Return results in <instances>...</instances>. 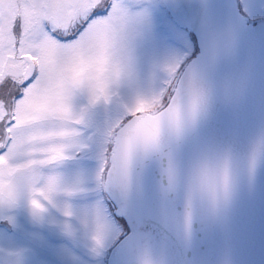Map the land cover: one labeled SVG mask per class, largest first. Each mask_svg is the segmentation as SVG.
<instances>
[{
  "label": "snow or ice",
  "instance_id": "6c2138e0",
  "mask_svg": "<svg viewBox=\"0 0 264 264\" xmlns=\"http://www.w3.org/2000/svg\"><path fill=\"white\" fill-rule=\"evenodd\" d=\"M161 6L180 12L176 0H0V234L51 247L25 224L43 227L55 211L63 219L53 217L52 230L68 241L56 250L64 264H85L81 232L89 264H103L127 229L119 217L142 223L134 162L158 157L165 198L177 192L185 132L239 86L218 76L227 37L205 35L202 55L189 63L158 34L153 11ZM69 162L78 165L71 177ZM261 162L264 132L247 160L250 181ZM235 190L230 150L200 157L184 193L186 233L197 205L221 217ZM74 198L85 201L79 209ZM28 251L0 247L3 264H27Z\"/></svg>",
  "mask_w": 264,
  "mask_h": 264
},
{
  "label": "water",
  "instance_id": "95a60500",
  "mask_svg": "<svg viewBox=\"0 0 264 264\" xmlns=\"http://www.w3.org/2000/svg\"><path fill=\"white\" fill-rule=\"evenodd\" d=\"M173 14L197 37L224 36L228 48L218 76L239 86L230 101L217 99L212 110L184 134L175 157L178 189L170 199L161 190V166L153 156L133 164V207L139 226L123 216L130 232L108 264H264V162L249 180L247 160L264 132V24H248L236 0H176ZM190 62V63H191ZM163 142L170 140L165 132ZM230 150L236 190L226 214L212 217L197 205L191 233L183 222L184 193L195 162L205 154Z\"/></svg>",
  "mask_w": 264,
  "mask_h": 264
},
{
  "label": "rangeland",
  "instance_id": "374dc122",
  "mask_svg": "<svg viewBox=\"0 0 264 264\" xmlns=\"http://www.w3.org/2000/svg\"><path fill=\"white\" fill-rule=\"evenodd\" d=\"M237 1L242 13L249 23L264 24V0ZM153 20L161 40L168 49L179 52L181 54L188 53L190 61L193 56L198 54L197 41L195 40V44H193L192 42V38L194 35L186 28H183L175 20L169 7L161 6L158 9L154 10ZM169 25H174V30L171 29ZM77 170L78 165L75 162H69V164L65 166V173L69 177L74 175ZM84 202L85 201L83 198H74L71 201L75 209H79L81 206H83ZM53 217L56 220L63 219V217L55 211H53ZM53 217H50L48 222L43 227L33 226L30 223L25 224V228L29 232H39L44 237H46L51 247L30 243L22 233L16 234L15 242L0 234V247L5 249L20 247L29 249L26 254L27 264H64V262L61 260V257L57 254L56 250L60 248L61 245L68 243V241L66 240V238L62 237L52 230L55 228V225L52 223ZM119 220L123 222V224L121 225L122 227L126 225L122 216L119 217ZM73 223L77 222L73 220ZM2 227L3 225H0V229H2ZM127 232L128 230L126 229L124 234ZM79 240L80 247L79 249H77V254L81 256L82 260L85 261V264H89L92 258L86 254L88 241L83 232L80 233ZM109 251L110 247L107 249V254L103 258V264H105V260L107 259V256H109ZM3 261L4 256L0 254V264H3Z\"/></svg>",
  "mask_w": 264,
  "mask_h": 264
},
{
  "label": "clouds",
  "instance_id": "9594fccd",
  "mask_svg": "<svg viewBox=\"0 0 264 264\" xmlns=\"http://www.w3.org/2000/svg\"><path fill=\"white\" fill-rule=\"evenodd\" d=\"M80 71L82 72L83 70L81 69Z\"/></svg>",
  "mask_w": 264,
  "mask_h": 264
}]
</instances>
